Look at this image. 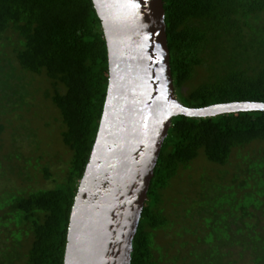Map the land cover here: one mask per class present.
<instances>
[{
    "label": "trees",
    "instance_id": "trees-1",
    "mask_svg": "<svg viewBox=\"0 0 264 264\" xmlns=\"http://www.w3.org/2000/svg\"><path fill=\"white\" fill-rule=\"evenodd\" d=\"M162 1L177 100L189 108L264 103V0ZM7 32L13 39L3 37ZM2 39L8 44L0 46L10 53L0 51L1 113L6 104L13 109L30 97L12 60L22 73L46 77L50 89L44 98L59 113L62 142L71 157L63 184L1 195L0 264H63L73 198L107 91L101 23L91 0H0ZM200 67L208 72L206 80L185 90ZM256 142L264 143V112L173 118L132 241L131 264H157L154 253L165 252L155 243L171 223L163 192L200 150L207 161L224 167L234 152ZM237 164L230 177L228 171L217 176L216 193L197 194L207 202L194 203L198 219L184 226L195 238L187 255L196 264H264V151ZM43 172L48 175L46 168ZM187 209L184 216L190 217Z\"/></svg>",
    "mask_w": 264,
    "mask_h": 264
},
{
    "label": "water",
    "instance_id": "water-1",
    "mask_svg": "<svg viewBox=\"0 0 264 264\" xmlns=\"http://www.w3.org/2000/svg\"><path fill=\"white\" fill-rule=\"evenodd\" d=\"M91 1L106 42L108 83L73 198L63 264H131L132 241L172 119L264 112V103L184 106L174 93L163 1Z\"/></svg>",
    "mask_w": 264,
    "mask_h": 264
},
{
    "label": "rangeland",
    "instance_id": "rangeland-1",
    "mask_svg": "<svg viewBox=\"0 0 264 264\" xmlns=\"http://www.w3.org/2000/svg\"><path fill=\"white\" fill-rule=\"evenodd\" d=\"M3 37L13 39V34L7 32ZM7 42L2 39L0 45L8 44ZM0 51L10 53L9 49L1 46ZM12 65L15 68L14 73L24 79L23 84L26 85L27 96L30 97L25 99L26 105L20 106L21 102H16L13 109H10L11 104H6L3 109L6 112L3 114L0 109V125L4 127L0 133V197L14 190L28 192L32 189H52L63 184L71 157L62 142L63 125L59 113L52 102L44 98V93L50 89L49 80L44 76L38 77L29 72H20L18 64L13 60ZM207 76L208 72L205 68H197L193 80L185 90L196 87L206 80ZM14 83L17 84V81ZM263 151L264 143L250 144L234 152L229 164L220 167L207 161L203 151L200 150L189 167L181 170L180 175L171 180L162 195L164 213L171 223L167 230L159 231L155 236V243L165 251L159 256L154 253L157 264H196L192 257L190 258L191 255H187L192 252L190 244L195 243V238L190 233H185L184 226H187V223L191 225L190 223L198 219L194 203L198 202L197 206H200L207 202L206 197L201 201V196L197 194L203 192L210 197L213 191L215 190L216 193L218 189L217 176H221V172L228 171L227 176L230 177L242 157L250 154L259 155ZM45 168L48 177L43 172ZM196 198L199 200L195 201ZM185 208L192 210L190 217L184 216ZM172 220H176L173 224L174 231H172ZM177 220L181 223L179 224ZM197 225L200 223L198 222ZM176 232H183L185 235L179 237ZM199 232L197 229V233Z\"/></svg>",
    "mask_w": 264,
    "mask_h": 264
}]
</instances>
